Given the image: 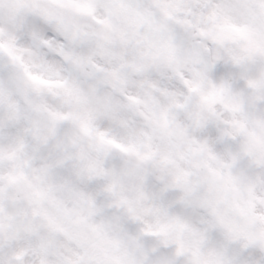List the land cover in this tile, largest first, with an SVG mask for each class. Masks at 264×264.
I'll return each mask as SVG.
<instances>
[{
	"label": "clouds",
	"instance_id": "obj_1",
	"mask_svg": "<svg viewBox=\"0 0 264 264\" xmlns=\"http://www.w3.org/2000/svg\"><path fill=\"white\" fill-rule=\"evenodd\" d=\"M0 264H264V0H0Z\"/></svg>",
	"mask_w": 264,
	"mask_h": 264
}]
</instances>
